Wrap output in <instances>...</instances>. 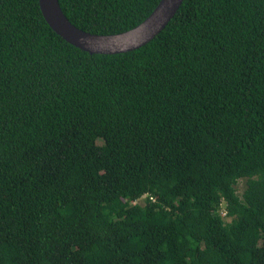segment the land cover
Returning <instances> with one entry per match:
<instances>
[{
    "label": "trees",
    "instance_id": "1",
    "mask_svg": "<svg viewBox=\"0 0 264 264\" xmlns=\"http://www.w3.org/2000/svg\"><path fill=\"white\" fill-rule=\"evenodd\" d=\"M0 264H264V0H0Z\"/></svg>",
    "mask_w": 264,
    "mask_h": 264
},
{
    "label": "water",
    "instance_id": "2",
    "mask_svg": "<svg viewBox=\"0 0 264 264\" xmlns=\"http://www.w3.org/2000/svg\"><path fill=\"white\" fill-rule=\"evenodd\" d=\"M183 0H159L152 12L130 30L95 35L73 26L62 13L58 0H37L46 25L63 41L90 55H114L136 50L149 43L169 23Z\"/></svg>",
    "mask_w": 264,
    "mask_h": 264
},
{
    "label": "rangeland",
    "instance_id": "3",
    "mask_svg": "<svg viewBox=\"0 0 264 264\" xmlns=\"http://www.w3.org/2000/svg\"><path fill=\"white\" fill-rule=\"evenodd\" d=\"M243 189H244V180L242 179V180H239L238 183H237L236 193L238 195H240L242 193ZM142 201H143V198L139 200V202H141L140 204H143Z\"/></svg>",
    "mask_w": 264,
    "mask_h": 264
},
{
    "label": "clouds",
    "instance_id": "4",
    "mask_svg": "<svg viewBox=\"0 0 264 264\" xmlns=\"http://www.w3.org/2000/svg\"><path fill=\"white\" fill-rule=\"evenodd\" d=\"M145 196L141 197L140 199L144 198Z\"/></svg>",
    "mask_w": 264,
    "mask_h": 264
}]
</instances>
